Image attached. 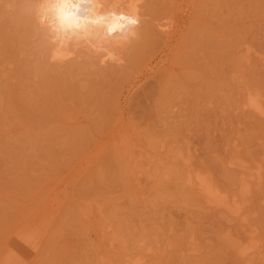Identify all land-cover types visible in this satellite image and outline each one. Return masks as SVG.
I'll return each mask as SVG.
<instances>
[{
	"label": "rangeland",
	"instance_id": "obj_1",
	"mask_svg": "<svg viewBox=\"0 0 264 264\" xmlns=\"http://www.w3.org/2000/svg\"><path fill=\"white\" fill-rule=\"evenodd\" d=\"M137 1L117 65L0 0V264H264V0Z\"/></svg>",
	"mask_w": 264,
	"mask_h": 264
},
{
	"label": "bare ground",
	"instance_id": "obj_2",
	"mask_svg": "<svg viewBox=\"0 0 264 264\" xmlns=\"http://www.w3.org/2000/svg\"><path fill=\"white\" fill-rule=\"evenodd\" d=\"M32 2L37 26L46 32V37L51 44L50 57L55 61L64 62L73 56L77 48H85L87 52H94V54L100 55L98 57L99 59L101 58L100 60L103 63L108 60V63L110 61L117 65H123L125 57H128V53H131L135 41L138 40L140 1L32 0ZM27 13L30 14L31 10H28ZM31 15L33 16V14ZM130 57L129 59H131ZM127 64L129 65V63ZM105 65H107L106 62ZM260 100L257 96L250 97L247 100L246 108L258 116H264V107ZM190 178L189 184L198 188V190L196 188L198 194L208 204L230 210L234 214L239 213V208H232L209 179L200 176H196L195 179ZM255 247L254 245L253 247L251 246L254 249ZM256 249L253 252H256ZM258 253L260 254V252ZM132 264H143V262L137 259Z\"/></svg>",
	"mask_w": 264,
	"mask_h": 264
}]
</instances>
